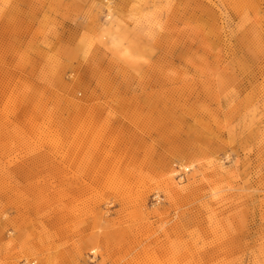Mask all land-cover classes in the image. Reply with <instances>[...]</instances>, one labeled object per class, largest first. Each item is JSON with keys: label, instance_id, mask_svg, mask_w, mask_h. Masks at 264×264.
Instances as JSON below:
<instances>
[{"label": "rangeland", "instance_id": "1", "mask_svg": "<svg viewBox=\"0 0 264 264\" xmlns=\"http://www.w3.org/2000/svg\"><path fill=\"white\" fill-rule=\"evenodd\" d=\"M0 264H264V0H0Z\"/></svg>", "mask_w": 264, "mask_h": 264}]
</instances>
